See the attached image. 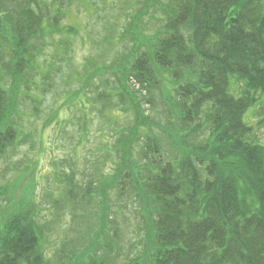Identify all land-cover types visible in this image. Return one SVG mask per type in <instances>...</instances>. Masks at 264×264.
<instances>
[{
    "label": "trees",
    "instance_id": "16d2710c",
    "mask_svg": "<svg viewBox=\"0 0 264 264\" xmlns=\"http://www.w3.org/2000/svg\"><path fill=\"white\" fill-rule=\"evenodd\" d=\"M152 1L154 6L157 0ZM4 3L0 0V70L3 65L7 70L5 78L0 74V153L20 140L10 121L6 83L24 77L28 47L45 30L35 27L42 24L30 7L34 0H24L22 17H6L7 23L1 20L8 11ZM158 9L161 29L150 43L138 40L129 58L122 56L116 81L129 93L126 103L139 111L128 82L146 89L158 85L162 77L155 66L174 78L188 72L177 87L176 113L185 129L169 133L173 156L162 158L158 142L149 139L132 170L117 181L121 188L135 184L149 202L148 207L144 202L149 252L127 264H264V143L244 119L264 94V0H164ZM60 15L49 21V30L63 31L57 26ZM66 33L78 30L70 26ZM60 41L68 51V38ZM237 82L242 83L238 96L232 93ZM107 90L97 99H112ZM36 206L34 198L24 202L4 223L0 264H50ZM108 222L105 216V228ZM91 247L79 258L83 264H110L109 246L92 255Z\"/></svg>",
    "mask_w": 264,
    "mask_h": 264
},
{
    "label": "rangeland",
    "instance_id": "374dc122",
    "mask_svg": "<svg viewBox=\"0 0 264 264\" xmlns=\"http://www.w3.org/2000/svg\"><path fill=\"white\" fill-rule=\"evenodd\" d=\"M4 1L8 11L1 20L5 23L6 17L15 21L26 11L24 0ZM152 2L34 0L30 6L42 24L37 22L35 27L45 30L28 47L24 77L19 75L12 84L9 79L7 89L3 84L12 98L14 125L9 124L20 140L0 153V190H4L0 235L9 215L34 198L50 264H83L79 258L91 246V255L95 249L100 251L98 247L109 246L110 264H127L149 252L150 219L145 208L149 202L135 184L121 188L117 181L132 170L129 167L141 157L149 139L158 142L162 158L176 153L169 133L185 129L176 113L177 87L188 73L174 78L173 72L155 66V74L162 77L158 85L146 89L128 82L138 97L139 111L126 103L129 93L116 81L121 67L116 64L136 50L138 40L147 43L161 29L158 5L164 0L154 6ZM58 13L57 26L63 31L49 30V21ZM70 26L78 33H66ZM62 38L69 40L68 51L61 47ZM9 60L8 54L5 61ZM0 74L5 78L4 65ZM107 88L112 99L98 100V93ZM241 90L242 83L232 85L234 95ZM244 119L253 128V137L264 143V94ZM90 192L93 199L85 200L83 196ZM76 193L77 199L72 197ZM105 216L109 218L106 228Z\"/></svg>",
    "mask_w": 264,
    "mask_h": 264
}]
</instances>
